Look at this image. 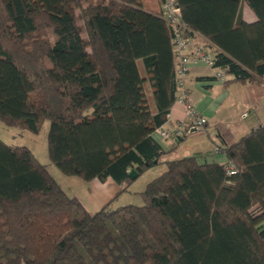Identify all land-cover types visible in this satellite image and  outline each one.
Instances as JSON below:
<instances>
[{"label": "trees", "instance_id": "16d2710c", "mask_svg": "<svg viewBox=\"0 0 264 264\" xmlns=\"http://www.w3.org/2000/svg\"><path fill=\"white\" fill-rule=\"evenodd\" d=\"M176 1L225 83L263 78L264 0ZM173 38L142 0H0V121L38 133L49 120L50 163L124 192L168 153L155 131L178 100ZM217 147L225 162L167 160L144 204L90 212L0 138V264H264V124Z\"/></svg>", "mask_w": 264, "mask_h": 264}, {"label": "crops", "instance_id": "0c3cea01", "mask_svg": "<svg viewBox=\"0 0 264 264\" xmlns=\"http://www.w3.org/2000/svg\"><path fill=\"white\" fill-rule=\"evenodd\" d=\"M142 2L147 10L156 12L161 15L163 14L164 0H142ZM243 17L248 21L256 19L254 12L250 7L248 8V5L246 3H244L243 5ZM194 39L197 42L204 44L207 49L212 51V47L203 36L195 33ZM185 83L186 91L193 101L194 105L198 109L199 113L207 118L206 125L203 128L191 129L186 133L185 138L181 142H176L173 139L163 140L160 139L157 134L155 135L156 139L161 143L165 151H167L168 153L176 148H179L180 146H182V144H184L183 141L189 139L190 148L186 146L185 147L193 152L194 155L199 156V159H201L202 162H225L226 157L223 152H216L215 149L219 145H226L227 143L238 140L239 134H232L231 132L225 130L224 123H226L227 121L222 115L219 116L216 122L215 133H211L208 126L210 123V119L217 117L223 110L222 108L225 102L231 99V86L233 84H238L241 82H232L227 84L224 82V80H220L215 77L214 68L204 64H200L194 65L190 69L189 73L186 76ZM241 84L252 85L254 83L245 82ZM247 114L248 115L245 117L249 119L247 120V126L250 129L259 122L262 123L261 119L263 117L260 113H256L255 110H250V113ZM185 120L186 113L184 106L177 100L171 107L166 124L176 125L180 121ZM205 134L207 135L206 137L203 136ZM206 138H209V140ZM92 186L94 187V197L98 207L104 206L108 202L113 201L114 198H117L118 196H121L128 191H131V188L129 186L128 190L119 192L122 186L118 185L112 178H108L106 181L93 179ZM84 205L90 212H92V210H90L86 204Z\"/></svg>", "mask_w": 264, "mask_h": 264}, {"label": "rangeland", "instance_id": "374dc122", "mask_svg": "<svg viewBox=\"0 0 264 264\" xmlns=\"http://www.w3.org/2000/svg\"><path fill=\"white\" fill-rule=\"evenodd\" d=\"M51 38H54V35H51ZM231 92V99L225 102L222 108L223 110L217 117L210 119L208 128L211 133H215L216 122L219 116L222 115L227 121L224 123L225 130L231 132L232 134H239L238 138H240L251 130L247 126V120L249 119L244 116L245 112L250 113V110H255L256 113H260L263 117L261 119L262 124H264V76L259 82L252 85H245L241 83L233 84L231 86ZM49 128V120L44 121L38 133H32L30 131L20 129L17 126H8L4 122L0 121V138L10 145L28 146L42 163L48 164L50 173L69 195L80 198L84 204L92 210V212L99 210L102 206H97V202L94 197L92 180L88 181L77 175H66L58 166L50 163L48 155ZM203 136L206 137L207 135L205 134ZM206 139L209 140V138ZM183 143L184 144H182L179 148L166 153L162 157L160 163L147 168L137 178L133 179L129 185L131 191L114 198L109 207L116 208L129 203L136 205L144 204L145 200L141 191L145 189L147 182L159 176L166 170L167 160L194 155L193 152L186 148H190V140L186 139Z\"/></svg>", "mask_w": 264, "mask_h": 264}, {"label": "built area", "instance_id": "2783aa9c", "mask_svg": "<svg viewBox=\"0 0 264 264\" xmlns=\"http://www.w3.org/2000/svg\"><path fill=\"white\" fill-rule=\"evenodd\" d=\"M168 25L174 31L173 44L175 49L176 74L178 79V101L183 104L186 120L180 121L176 125L164 124L155 131L160 139L177 140L185 132L193 128H203L207 123V118L202 116L186 91V76L194 65L204 64L214 68V54L202 43L194 39L191 30L181 19V9L176 0H164V12L162 14ZM215 75L223 80L222 71L215 69ZM248 114L245 113L244 116ZM216 152L218 147H216ZM230 173H234L232 167H228Z\"/></svg>", "mask_w": 264, "mask_h": 264}, {"label": "water", "instance_id": "95a60500", "mask_svg": "<svg viewBox=\"0 0 264 264\" xmlns=\"http://www.w3.org/2000/svg\"><path fill=\"white\" fill-rule=\"evenodd\" d=\"M142 171H143V168L138 165V166L133 167L130 170L129 175L131 178L135 179Z\"/></svg>", "mask_w": 264, "mask_h": 264}]
</instances>
